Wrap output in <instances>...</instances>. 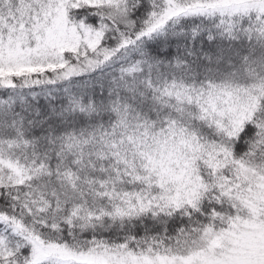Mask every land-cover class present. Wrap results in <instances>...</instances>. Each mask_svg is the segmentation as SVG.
I'll return each mask as SVG.
<instances>
[{"label":"snow or ice","instance_id":"obj_1","mask_svg":"<svg viewBox=\"0 0 264 264\" xmlns=\"http://www.w3.org/2000/svg\"><path fill=\"white\" fill-rule=\"evenodd\" d=\"M0 264H264V0H0Z\"/></svg>","mask_w":264,"mask_h":264}]
</instances>
